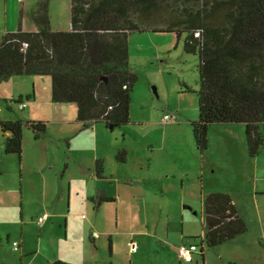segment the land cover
Here are the masks:
<instances>
[{
    "label": "rangeland",
    "instance_id": "374dc122",
    "mask_svg": "<svg viewBox=\"0 0 264 264\" xmlns=\"http://www.w3.org/2000/svg\"><path fill=\"white\" fill-rule=\"evenodd\" d=\"M36 1L0 0V39L3 34L14 32L18 25L23 31H34L29 12ZM69 1H49L51 30L70 29ZM168 3H156L157 8L148 11L145 19L148 26L167 24V15L173 13L165 7ZM200 3L191 0L189 5L199 7ZM178 6L176 11H179ZM182 44L183 37L177 39L174 33L144 31L129 34V67L137 76L130 94V122L113 131L97 124L101 130H97L96 138L88 132L71 138V152L77 158L76 163L69 159L71 155L64 141L50 139L57 134L58 126L48 119L49 78L14 76L0 82L1 117H41L45 124V137L38 140L33 139L30 130L22 128L19 162L15 155H3L5 135L0 132V264H52L56 260L72 264H108L111 258L108 257L106 236H96L97 250L87 239L88 232L92 235L100 231L112 234L114 264H128V232L137 231L141 224L138 210L128 201L133 194L143 190L144 182L153 184L150 180L165 175H168L170 186L165 189V195L158 198L171 206L178 224L184 222L186 227L199 229L202 224L201 173L196 167L200 158L206 188L229 193L239 214L247 220L250 232H260L259 226L264 225V123L258 126L263 146L254 158L247 156L241 124L211 125L207 147L199 153L191 133V123L197 120V98L194 93L179 92V82L191 90L197 89L198 58L184 53ZM31 91L35 92L36 101L25 99ZM18 94L26 106L22 110L18 109V104L10 103L18 98ZM5 101L10 103L11 111L6 109ZM51 107H55L51 110V119L61 116L56 108L59 106ZM138 143L147 148L148 166L144 164L140 170L136 165L116 162L118 146ZM94 144L96 146L91 149ZM95 149L103 156L105 178L101 180L94 177L92 165L86 174L79 168V165L92 164ZM146 175L150 177L149 181L143 180ZM181 178L183 186L180 185ZM124 180H132L129 184L134 187L124 186ZM99 188L118 197L122 217L119 216L115 228L109 210L103 214L100 225L93 224L89 231L86 223L93 214L85 196ZM144 198L152 205L156 196L147 194ZM42 214L48 218L39 225L36 219ZM144 215L149 217L150 212L145 211ZM259 241L257 251L261 253L260 264H264V240ZM12 242H21L22 248L14 252ZM132 255L133 264H148L147 255L141 252ZM193 257L200 264L198 253ZM209 262L214 264L213 254Z\"/></svg>",
    "mask_w": 264,
    "mask_h": 264
},
{
    "label": "trees",
    "instance_id": "16d2710c",
    "mask_svg": "<svg viewBox=\"0 0 264 264\" xmlns=\"http://www.w3.org/2000/svg\"><path fill=\"white\" fill-rule=\"evenodd\" d=\"M49 1L37 0L31 6L34 31H23L18 25L14 32L2 35L0 82L14 76H46L51 102L74 104L82 128L102 124L113 131L130 122V94L137 80L129 67V34L174 33L177 39L183 37V52L198 58L197 89L179 82V92L197 98L191 133L199 153L207 147L211 125L241 124L247 156L259 154L263 138L258 126L264 123V0H198L199 7L189 5L191 0H70L68 31L51 30ZM165 1L173 12L167 15V24L148 26V11ZM21 97L10 103L21 104ZM25 99H33V91ZM10 103L5 101L8 111ZM23 127L35 140L45 136L41 121L0 118V132L9 134L3 140L4 155L20 159ZM115 160L123 162L124 151H118ZM94 170L100 178L101 160L95 161ZM111 201L99 193L89 198L94 210ZM201 206L200 257L201 245L212 248L247 231L227 193H208Z\"/></svg>",
    "mask_w": 264,
    "mask_h": 264
},
{
    "label": "crops",
    "instance_id": "0c3cea01",
    "mask_svg": "<svg viewBox=\"0 0 264 264\" xmlns=\"http://www.w3.org/2000/svg\"><path fill=\"white\" fill-rule=\"evenodd\" d=\"M32 100L33 101L37 100V96L35 92L33 93ZM48 104H52V105H48ZM51 106H59L56 108H58L59 110L58 112L60 113L61 116H59L56 119H51L50 118L52 115L51 110L55 108ZM47 109L49 110V113H50L48 116L49 117L48 119L56 123L58 126L57 134H54V136L50 137V139L64 141L66 150L69 151V154L71 155L69 156V159H72V161L76 163L77 158H75V156H73L71 152L73 150L71 138L77 136L78 134H82V132L84 133L88 132L89 134H92L96 138V132L97 130H101L100 127L97 124H88V126H86L85 128H82L81 123L77 122L76 120V107L74 104H71V103L55 104L51 102V103H47ZM32 110L33 112L35 111L34 107ZM0 118L3 120L8 119V118H3L1 116ZM23 119H26L29 121H33V120L41 121V122L44 121L43 120L44 118H41V117H38V118H24L23 117ZM47 122H49V120ZM4 135L5 137H7L9 134L5 133ZM95 146L96 145L94 144V145H91L90 147L91 149H94ZM146 149L147 148L146 146H144L143 143H138V144H130L126 146L124 145L118 146L117 150L115 151L116 153L118 151H124V161L120 163L125 164V165L133 164V165L138 166L139 169L141 170L144 164L145 166H148V158L145 154ZM200 159H199V163L196 169H198V171L201 173L200 174L201 182L199 185V199H200V202H202L203 198L208 193H212V192L226 193V192L219 190V189L206 188L202 180L203 170H202V164L200 162ZM19 160L17 159L18 162ZM96 160H101L103 164V156H100V154L97 153V149L94 150V153L92 155V159H91L92 164L85 165V167L79 165L78 163L77 164L79 165V168L81 169V171L86 174L91 169V165L94 168V164ZM103 169H104V166H103ZM146 176L143 178V180L149 181L150 177L148 175ZM94 177L97 180H101L105 178V176L103 175V171H102L100 178L96 177L95 170H94ZM160 177L161 178H156L155 180H150V181H153V184H150V182L148 183L144 182L143 190L138 191L135 194H133L134 196H132L130 200L128 201V204L131 205V207L138 210L137 213H139V217H140L139 221L141 223L137 231L128 232L129 233L128 241L126 242L127 252H128V255H130L128 258V264H133L132 254H136L137 252H141L142 254L147 255L148 264H198V259L196 257H193V255L198 253V256L200 257L199 255L200 247H199V244L196 243V241H199L203 236V233H204L203 223L200 224L199 229H197V228H191L192 226H189V225L186 227L184 222H181L179 224H178V221L176 222V220L174 219L173 212L171 211V208H170L171 206H169L166 203H163L158 198V197H161L162 195L164 196L165 189H167L170 186L168 182L169 181L168 175H165L164 177L162 176ZM171 177L174 179L173 175ZM130 182L132 183V180H129V181L124 180L122 184H124V186L128 185V186L134 187L129 184ZM151 185H152V188H150ZM180 185L183 186L182 178L180 179ZM95 193H99L102 196V198L112 199V201L103 202L102 204L99 205L97 210H94L92 207V204L89 202V198L92 197ZM147 194L156 196V198L152 201L153 203L152 205L146 202L147 198H144V195H147ZM227 194L230 196L229 193ZM85 198L86 200H88L89 202L88 207L90 205L89 209H90V212H92L93 214L92 217H90L89 222L86 223V227L89 231L90 229H92V227L95 224L100 225L103 219V214L109 210L111 211L113 218H114V226L115 228L117 227V224H119L118 221L120 220L119 216H121V213H120L121 211L118 206L117 196L109 194L103 188H99L95 190L93 193H91V195H86ZM231 200L237 211L238 216L247 225L246 223L247 220H244L242 218L232 198ZM141 211L142 213H140ZM145 211L150 212L149 217L144 215ZM47 218L48 217L46 215V219ZM201 220H202V215H201ZM259 231H260L259 233L253 234L252 232H250V229L247 225V231L245 233L238 235L223 244H220L212 248H204L201 245L202 257H200V264H211L209 262V257L211 254H213V257L215 259L214 264H227L229 262L236 263V264H260L262 258L260 257L261 253L260 252L258 253L257 251V244L260 245L259 239L264 240V225L262 223L259 226ZM96 236H99V237L106 236L107 238L106 240L108 244V249H107L108 257L111 258L108 264H114L115 263L114 262L115 243H114L112 234H107L105 232L100 231V232H95L94 234L91 235L88 232L87 239L88 241L89 239L92 240V242L91 241L89 242L93 245L94 250H97V246L95 243ZM181 244H184V245L194 244L197 246L198 252L193 253L189 261H183L177 255V248ZM21 248H22V243L19 242L18 250H20ZM132 248L134 249L132 250Z\"/></svg>",
    "mask_w": 264,
    "mask_h": 264
},
{
    "label": "built area",
    "instance_id": "2783aa9c",
    "mask_svg": "<svg viewBox=\"0 0 264 264\" xmlns=\"http://www.w3.org/2000/svg\"><path fill=\"white\" fill-rule=\"evenodd\" d=\"M25 46H26V44L23 45V47H25ZM24 108H25L24 103H21L18 105V109L22 110ZM164 118L168 119V117L166 115L164 116ZM45 219H46V215L43 214L36 219V223L40 225L45 221ZM18 249H19V243L12 242V250L17 251ZM133 249L134 248H132V250ZM195 252H197V246L194 244H190V245L181 244L177 248V255L183 261H189L191 255Z\"/></svg>",
    "mask_w": 264,
    "mask_h": 264
}]
</instances>
